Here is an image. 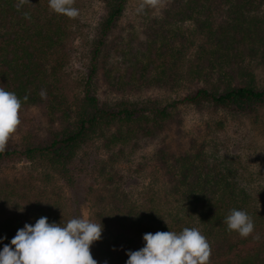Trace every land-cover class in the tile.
<instances>
[{"label": "trees", "instance_id": "16d2710c", "mask_svg": "<svg viewBox=\"0 0 264 264\" xmlns=\"http://www.w3.org/2000/svg\"><path fill=\"white\" fill-rule=\"evenodd\" d=\"M106 1L107 13L98 24L93 40L89 78L83 95L70 103L65 77L70 62L74 18L55 13L49 8L48 0H29L19 9L16 6L18 0H0V88L15 92L21 99L22 108L44 105L52 119L62 125L45 140L27 138L20 148H5L0 152V161L17 156L28 159L42 156L51 167L69 177L73 162L93 134L105 135L108 147L116 143L124 146L157 136L174 118L168 108L175 109L179 101L170 102L164 108L153 103L149 108L138 102L125 101L113 105L102 102L93 90L92 79L101 62V54L128 0ZM161 13L164 18L155 20L154 25L145 30L146 37L140 39L135 48H124L122 56L125 58H120L123 62L113 63L105 72L110 91L132 90L144 83L151 87L156 81L173 79L177 60L172 58L166 62L163 58L166 53L170 54L169 50H161L160 56L153 49L170 31L167 18L185 19L197 15L194 19L199 34L215 44L210 58L206 40L201 44L204 56L199 57L195 65L197 74L202 75L207 62H215L220 66V74L221 69L227 68L231 77L221 75L217 83L208 80L209 84L187 94L181 102L199 105L209 101L240 112L252 111L256 105L264 103V89L257 88L252 81L242 82L249 73L243 68L240 55L247 48L253 52L259 50L249 45L259 46V43L264 46V0H173ZM118 46L109 47L106 57H114ZM170 51L176 53L172 48ZM122 64L125 71L121 69ZM164 64L171 70L167 75L162 70L166 77L147 76ZM41 91L45 93L44 98ZM124 150L121 147L122 153ZM159 154L168 185L165 193L169 196L168 224L155 209L132 201L121 188H116L109 195L110 211L99 214L104 231L102 239L91 247L98 264L105 261L126 264L128 250L143 247L145 233L179 232L184 227H196L206 237L211 250L209 264H264V208L253 193L242 186L231 170L211 159L204 148L193 147L178 156L160 149ZM14 194L8 186L0 192V213L11 207H24L23 212L17 213V210L14 216L8 214L7 219L0 221V237H6L0 248L10 243L25 223L34 224L41 216L48 217L49 222L67 221L59 202L52 204L50 200L43 201L28 194H22L20 202L13 198ZM9 204L13 205L10 207ZM232 209L244 210L253 219L254 231L247 238L227 229L225 218ZM112 226L119 231L114 233L116 230L113 231ZM129 232L135 235L132 237Z\"/></svg>", "mask_w": 264, "mask_h": 264}, {"label": "rangeland", "instance_id": "374dc122", "mask_svg": "<svg viewBox=\"0 0 264 264\" xmlns=\"http://www.w3.org/2000/svg\"><path fill=\"white\" fill-rule=\"evenodd\" d=\"M171 1L160 0L157 7L145 6L143 10L140 8L143 0L127 1L123 15L108 36V45L101 54L92 87L102 102L113 105L125 101L138 102L149 108L153 103L164 108L170 102L179 101L175 109L168 108L172 110L174 118L165 124L157 136L124 146L116 143L108 147L105 135L99 132L93 134L73 162L69 177L51 167L42 156L32 159L17 156L0 161L1 191H5L8 186L15 192L13 198L20 202L22 194L38 196L43 201L50 200L52 204L59 202L65 220L84 217L102 224L99 214L110 211V193L121 188L132 201L155 209L166 223L170 210L169 196L165 194L168 185L165 169L159 160V150L165 149L169 154L178 156L193 147H201L222 168L231 170L234 177L253 193L258 204L264 208V103L256 105L252 111L240 112L209 101L199 105L181 102L187 94H193L198 88L209 84L208 80L217 83L221 75L223 78L231 77L227 68L221 69L220 74V66L215 62H207L202 75L197 74L195 65L199 57L204 56L201 44L206 40L211 52H207L209 58L215 47V44L199 34L194 19L197 15L185 19L167 18L170 31L163 40L156 42L153 49L159 55L161 50H169L170 54L166 53L163 58L166 62L172 58L177 60L178 65L174 66L175 71L172 72L173 79L156 81L151 87H146L144 83L132 90L110 91L105 72L113 63L123 62L120 58L125 47L135 48L138 41L146 37L145 30L154 25L155 20L164 18L161 12L170 6ZM76 8L78 16L72 20L70 62L65 77L70 103L83 95L92 68L96 28L106 16L107 1L76 0ZM117 44L118 51L113 53L114 57H106L108 48H114ZM257 44L259 46H248L259 49L256 52L247 48L243 50L244 55L240 54L243 58L241 64L249 73L242 82L252 81L257 88L264 89V46ZM171 48L175 54L170 51ZM121 66L125 71V66ZM162 70L166 75L171 73L168 64H164L147 76H163ZM19 118L20 124L8 140L6 149L20 148L27 138L45 140L62 127L60 121L52 119L44 105L21 108ZM121 147L125 149L123 153ZM16 212L17 208L11 207L0 213V221L7 219L8 214L14 216L21 211ZM115 226L117 228V224ZM115 226H112L113 231L116 230ZM134 235L131 233L132 237Z\"/></svg>", "mask_w": 264, "mask_h": 264}, {"label": "clouds", "instance_id": "9594fccd", "mask_svg": "<svg viewBox=\"0 0 264 264\" xmlns=\"http://www.w3.org/2000/svg\"><path fill=\"white\" fill-rule=\"evenodd\" d=\"M28 2L18 0L16 6L19 9ZM74 2L48 0L51 10L69 18L78 16ZM159 3L160 0H143L140 8H155ZM40 95L45 97L43 91ZM21 108V99L15 92L0 88V152L5 150L8 140L20 124ZM12 205L9 204L10 207ZM17 210L23 212L24 207L19 206ZM225 223L229 231L237 232L242 238L252 234L255 227L251 216L238 209L230 211ZM102 232V224L84 217H73L57 223L41 216L34 224L25 223L10 243L3 244L0 248V264H98L91 253V246L102 239ZM4 239L6 237H0V244ZM143 241L144 245L140 249L128 250L126 264H209L210 245L196 227H184L179 232L145 233Z\"/></svg>", "mask_w": 264, "mask_h": 264}]
</instances>
